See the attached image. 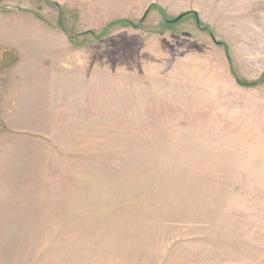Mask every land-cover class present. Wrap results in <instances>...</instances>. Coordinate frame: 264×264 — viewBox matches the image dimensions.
<instances>
[{
    "label": "rangeland",
    "instance_id": "1",
    "mask_svg": "<svg viewBox=\"0 0 264 264\" xmlns=\"http://www.w3.org/2000/svg\"><path fill=\"white\" fill-rule=\"evenodd\" d=\"M263 73L264 0H0V264H264Z\"/></svg>",
    "mask_w": 264,
    "mask_h": 264
},
{
    "label": "trees",
    "instance_id": "2",
    "mask_svg": "<svg viewBox=\"0 0 264 264\" xmlns=\"http://www.w3.org/2000/svg\"><path fill=\"white\" fill-rule=\"evenodd\" d=\"M47 2H48V1H47ZM48 3H49V2H48ZM150 6H152V5H150ZM146 12H147V11H146ZM145 14H146V13H145ZM145 14H144V16H145ZM186 15H188V13L181 14L180 17H178V19H177V18L174 19L173 21H171V23H176L180 18H182V17H184V16H186ZM194 15H195V14H194ZM195 17H196V16H195ZM196 19H197V17H196ZM142 20H143V19H142ZM142 20H141L138 24H136V25H132L129 21H118V22H116L115 24H118V25H124V26H130V27L137 28V27L141 24ZM197 25L200 26V23H199L198 20H197ZM107 27H108V26H107ZM111 27H112V24H110L109 27H108L107 29L103 30L102 33H101L100 35L105 34L106 31H107L109 28H111ZM203 30H206V28L203 27ZM87 33H89V32H85L84 34H87ZM219 44H220V43H219ZM262 78H264V73H263V75H262ZM255 84H256V83H252V84H250V85L245 84V85H243V86H244V87H246V86H250V87H252V86H254Z\"/></svg>",
    "mask_w": 264,
    "mask_h": 264
}]
</instances>
